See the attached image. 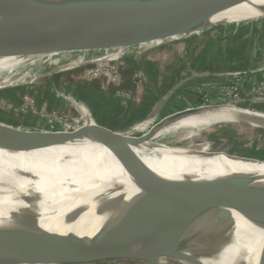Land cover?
Listing matches in <instances>:
<instances>
[{"label": "bare ground", "instance_id": "obj_1", "mask_svg": "<svg viewBox=\"0 0 264 264\" xmlns=\"http://www.w3.org/2000/svg\"><path fill=\"white\" fill-rule=\"evenodd\" d=\"M261 5L264 2L216 18L241 13L240 16L261 15ZM69 49L62 44L37 50H0V90L20 86L26 78L39 77L48 60L51 68L57 67L60 56ZM255 116L229 103L194 116L183 127L198 129L233 122L264 126ZM171 125H164L157 135L175 131L177 126ZM36 143L16 152L0 149V218L22 207L28 196L42 194L29 205V210L38 211L40 218L0 250V264H24L30 259L37 264H56L79 249L109 245L105 239L117 246L148 251L154 257L159 254V264H167L168 258L182 264H227V259L257 264L264 256V228L245 211L252 209L264 221V191L224 182V169H216L204 159H177V152L144 138L131 141L111 136L106 146L97 141L56 148ZM121 163L133 170L139 168L145 177L157 171L173 181L153 189H139L124 174ZM233 170L247 169L233 165ZM185 179L193 184L176 182ZM111 184L137 202L139 210L156 201L155 212L136 216L127 211L114 199ZM163 192L175 193L179 204L169 203ZM195 205L227 228L233 245L215 236L210 219ZM74 209L80 210L76 216H69ZM156 211L187 235L201 257L170 236ZM15 223V219L10 222ZM167 242L171 249H166ZM117 246V255L125 256Z\"/></svg>", "mask_w": 264, "mask_h": 264}, {"label": "rangeland", "instance_id": "obj_2", "mask_svg": "<svg viewBox=\"0 0 264 264\" xmlns=\"http://www.w3.org/2000/svg\"><path fill=\"white\" fill-rule=\"evenodd\" d=\"M240 15L69 49L57 67L51 68L48 60L39 77L0 90V124L46 132L90 126L145 136L202 105L236 103L264 116V79L255 76L263 71L247 69L249 58L264 56L259 48L264 44V14ZM238 79L239 87L233 89ZM192 119L172 123L177 130L160 134L157 141L169 151L206 153L216 161L225 158L234 166L264 172V128L239 122L183 127ZM92 252L95 259L79 255L60 263L154 264L145 257L117 256L110 249Z\"/></svg>", "mask_w": 264, "mask_h": 264}, {"label": "water", "instance_id": "obj_3", "mask_svg": "<svg viewBox=\"0 0 264 264\" xmlns=\"http://www.w3.org/2000/svg\"><path fill=\"white\" fill-rule=\"evenodd\" d=\"M261 2H264V0H0V50H37L62 44L69 46L70 49L76 48L77 46H90L103 40L137 37L147 32L161 29L168 30L169 28L183 24L211 20L230 11L249 7ZM261 7V11L264 14V5H261ZM232 104L238 107L236 103ZM216 106L221 105H202L190 109L167 121L164 125L193 118L207 110H212ZM238 108L247 110L251 113V116L256 115L255 117L260 119L264 124V116L259 112H253L243 107ZM239 123L254 126L250 123ZM164 125H161L159 129L145 136H131L92 128L90 126L73 132H46L29 131L24 128H15L0 124V149L8 152H16L25 147L36 146L38 144L36 142H40L46 148L78 146V144L92 141H97L99 144L106 146L111 136L121 137L131 141L144 138L147 141H154L158 145H165L157 141V134L161 132ZM254 127L264 128V126ZM125 148H128V146H125ZM128 149L131 148L129 147ZM175 158L184 160L204 159L212 165H215L216 169H224V172L221 174L224 182L239 187L264 191V172L252 170H242V172L233 170L234 172H232V162L219 157V161H214V158H217L216 156L200 152L178 151ZM121 164L123 172L131 184L139 189H153L159 185L173 181L157 171L145 177L139 168L133 170L131 167L123 163ZM176 182L193 184L186 179L182 181L177 180ZM110 187L114 199L134 215L146 216L150 212H155L154 210L157 206L156 201L145 206L143 210H139L137 202L130 200L123 191L117 189V186L111 184ZM163 193L169 203L173 205L179 204L177 201L179 197L175 193ZM40 195L42 194L28 196L22 207L15 208L0 218V250L7 243L15 240L25 229L40 218L38 211L29 210V205ZM155 195L156 193L150 196L148 203ZM196 205L193 206L195 209L203 210ZM182 209L180 208L179 210ZM74 210L70 211L68 215L76 216L78 209L76 211ZM203 211V214L210 219L212 230L217 234L215 236L224 237L228 244L233 245V239L229 235L227 228L209 212L206 210ZM245 211L255 219L254 221L256 223L264 228V221L252 209L245 208ZM157 216L161 219L166 231L171 234L170 236L181 240L184 248L189 250L191 254L194 253L197 254V257H201V253H198L194 249L190 244L189 238L182 230L173 228L171 221L163 214L157 212ZM12 219L16 220V223L13 225L10 224ZM105 240L109 241L107 243L109 245L105 247L79 249L76 252L64 256L56 264L76 260L79 255L82 258L87 256L95 259L96 254L92 252L94 250L111 249L117 255L118 249H116L117 245L115 242L108 239ZM166 244L168 246L167 248L165 247L166 249L172 248L169 247L168 242ZM117 247L126 253L125 256L120 257H145L153 261L154 264H159V254L154 257L148 251L132 249L124 245H118ZM165 261L167 264H175L168 259ZM226 263L251 264L250 262H234L232 259H227ZM24 264H37V262L36 260L30 259ZM257 264H264V256L258 259Z\"/></svg>", "mask_w": 264, "mask_h": 264}, {"label": "crops", "instance_id": "obj_4", "mask_svg": "<svg viewBox=\"0 0 264 264\" xmlns=\"http://www.w3.org/2000/svg\"><path fill=\"white\" fill-rule=\"evenodd\" d=\"M262 24H263V27H264V21H263ZM259 48L261 49L262 52H264V44H262V46L260 45ZM252 52H254V51H252ZM249 60H250V65L251 66L247 67L248 71H250L252 73H255L256 71L262 70L263 71L262 73H259L258 75H255V76H257L258 78H260V76H261L264 79V56L263 57H258V58L252 57V58H249ZM249 60H248V58H245L244 59L245 64H249ZM253 104L254 103H247V105H251V106H253Z\"/></svg>", "mask_w": 264, "mask_h": 264}, {"label": "built area", "instance_id": "obj_5", "mask_svg": "<svg viewBox=\"0 0 264 264\" xmlns=\"http://www.w3.org/2000/svg\"><path fill=\"white\" fill-rule=\"evenodd\" d=\"M239 84H240V79H238L237 81H234L231 87L233 89H237L239 87Z\"/></svg>", "mask_w": 264, "mask_h": 264}]
</instances>
